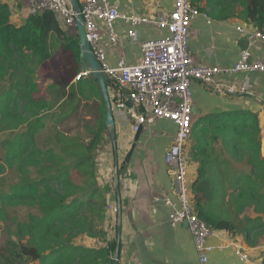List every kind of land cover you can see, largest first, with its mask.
Returning a JSON list of instances; mask_svg holds the SVG:
<instances>
[{"label":"trees","instance_id":"trees-1","mask_svg":"<svg viewBox=\"0 0 264 264\" xmlns=\"http://www.w3.org/2000/svg\"><path fill=\"white\" fill-rule=\"evenodd\" d=\"M191 1L196 6L200 0ZM225 2L241 6L238 16L252 29L264 28V0H209L210 5ZM53 32L62 42L58 60L49 51ZM35 67L41 86L49 82L50 97L40 98V106L34 95ZM82 68L79 37H69L54 12L30 16L16 28L8 5L0 0V84L10 85L6 101L0 100V134L5 135L0 140V221L15 224L9 230L6 222L2 230L10 236L0 243V264H114V256L120 254L118 236L108 238L99 227L109 203V191L98 186L97 167L101 135L107 129L104 106L96 125L94 118L91 126L89 120L77 125L89 134L88 143L77 132L65 136L51 125L52 117L35 121L40 108L51 112L64 100L60 123L70 118L80 123L82 102L100 95L92 77L75 81ZM39 129L44 135L37 139ZM190 146V155L200 164L192 185L197 215L213 231L251 239L255 222L264 216L258 116L237 110L202 119L193 125ZM251 210L256 219L248 215ZM17 212L24 216H15ZM81 236L101 238L103 245L78 244Z\"/></svg>","mask_w":264,"mask_h":264},{"label":"crops","instance_id":"crops-1","mask_svg":"<svg viewBox=\"0 0 264 264\" xmlns=\"http://www.w3.org/2000/svg\"><path fill=\"white\" fill-rule=\"evenodd\" d=\"M83 1L78 0L80 8ZM109 1L121 11L157 19L159 14H167L172 10L174 0ZM2 2L8 5L10 22L16 28L23 27L28 18L32 16L27 0H2ZM195 5L208 15V19L200 16L192 21L188 51L195 65L217 66L219 68L232 67L238 61L241 51L247 49L252 53L254 60L264 59V43L249 40L246 34L237 31L238 26L246 29L252 28L239 18L238 13L242 10L241 6L227 2L210 5L209 0L197 1ZM59 25L63 29L61 22ZM100 26L102 33L105 34L106 29L102 24ZM115 27L119 34V42L108 51V60L113 66L121 59L131 64L136 63L141 55L140 46L142 43L161 35L155 24H142L136 30L139 39L133 42L126 35V30L131 28L130 25L117 22ZM61 43V37L53 32L49 38V51L55 60L62 58ZM38 70L35 71L33 83L37 86L34 95L37 94L36 103L37 106H40V102L44 103L40 98H47L50 95L47 89L48 84L41 86V76ZM91 77L86 78L83 82L90 80ZM246 82L258 94L256 98L230 94L225 88L216 89L213 84L194 82L192 86L193 125L195 126L202 119L222 112L250 111L256 114L260 121L261 156L264 158V74L220 76L215 80V84L226 83L237 86ZM6 86L7 84H0V91ZM95 87L100 95L93 96L90 101L82 102V112L80 113L82 120L80 123L75 118L65 120V124L60 123L62 114L60 110L64 100L53 107L51 112L46 111L47 109L44 107L40 108L35 121H50L52 117L51 125L57 126L59 130L65 132V136H71L77 132L88 143L90 141L89 134L83 128H78L77 125H82L83 121L89 120V126H91L90 119L94 118V124L98 122L102 106L106 111L98 83H95ZM41 90L42 93L39 95ZM45 92L47 94L43 95ZM115 122V134L119 148L120 205L116 190L110 191L109 185H107L109 204L120 208V214L114 215L106 210L104 221L99 224V227L102 226L101 229L107 233L108 238L118 236L120 254L117 263L202 264L188 227L184 224L172 227L169 222L172 208L166 204V199L177 203V197L175 183L165 164V154L176 135V126L172 122L164 120H157L152 124L142 126L140 139L131 160L129 164L122 166L126 155L135 142L137 133L134 134L131 130L133 122L130 117L128 121L116 117ZM43 135L44 131L39 129L36 137L40 139ZM190 152L189 141L187 155L189 160H193ZM101 157L107 158V162L111 164V168H106L104 175L112 177V184L115 187L114 168H112L115 150L108 128L101 135L97 159ZM191 160V181L194 183L200 164ZM248 215L257 218V214L253 210ZM259 216L262 221L255 222L254 236L249 240H246L243 234L233 235L224 230L214 231L209 240L210 243L218 246L226 244L228 247L222 251L211 253L209 261L205 264H237L235 245L241 246L253 260L264 264V216L261 214Z\"/></svg>","mask_w":264,"mask_h":264},{"label":"built area","instance_id":"built-area-1","mask_svg":"<svg viewBox=\"0 0 264 264\" xmlns=\"http://www.w3.org/2000/svg\"><path fill=\"white\" fill-rule=\"evenodd\" d=\"M30 14L40 16L51 11L56 14L63 30L69 37H79L76 13L70 0H27ZM208 15L192 4L191 0H174L172 10L150 18L137 13L121 11L109 0H84L81 17L92 53L101 64V70L111 81L110 97L115 118L133 122L131 130L135 134L145 124L157 120L172 122L176 135L165 154V164L175 183L177 203L166 199L172 208L169 222L172 227L184 224L188 227L199 260L209 261L214 251H222L228 245L210 243L212 228L201 219L193 205L190 163L187 145L193 131V83L213 84L216 89L225 88L230 94L256 98L258 94L246 82L235 84H215L220 76L238 74H264V59L254 60L250 50H243L236 64L228 68L195 65L189 54V34L192 21L196 17ZM117 22H124L131 28L126 35L133 42L138 41L137 27L155 24L161 35L147 40L140 46V57L134 64L121 59L115 66L108 60V51L119 42L116 32ZM103 25L105 34L101 31ZM239 33L249 40L264 43V28L246 29L238 26ZM91 76L90 70L81 71L75 81ZM113 214H120V208H113ZM119 221V220H118ZM237 264H262L252 259L241 246L235 245Z\"/></svg>","mask_w":264,"mask_h":264},{"label":"water","instance_id":"water-1","mask_svg":"<svg viewBox=\"0 0 264 264\" xmlns=\"http://www.w3.org/2000/svg\"><path fill=\"white\" fill-rule=\"evenodd\" d=\"M71 4L74 7L75 13H76V20L78 24V31H79V43H80V57L82 61V71L84 70H90L91 71V76L94 80L97 81L103 100L105 102V108H106V124L107 128L111 137V141L114 146L115 150V158H114V184H115V189L117 191V196H118V201L120 205V193H119V178H118V172H119V148L117 144V138L115 134V116L112 108V103H111V97H110V87L112 85L111 81L106 78V76L103 74L101 70V64L97 61L96 57L92 53L90 44L87 40L86 37V32L84 28V23L82 21L81 17V8L79 5L78 0H70ZM141 129V128H140ZM141 134V130L137 132L135 135V142L131 146L128 154L125 157L124 163L122 166H125L129 164L131 157L137 147V144L139 142V137ZM119 234H120V223H119ZM117 258H118V253L113 258L114 264H117Z\"/></svg>","mask_w":264,"mask_h":264},{"label":"rangeland","instance_id":"rangeland-1","mask_svg":"<svg viewBox=\"0 0 264 264\" xmlns=\"http://www.w3.org/2000/svg\"><path fill=\"white\" fill-rule=\"evenodd\" d=\"M36 68L37 67H35V69ZM44 69L47 70V71L50 70L48 66H45ZM47 84H48V81H46V85ZM9 88H10V85H7L5 88H1V91H0V100L1 101H3V102L6 101L5 100L6 99V96L4 94L9 90ZM23 126H22V128H24ZM20 132H21V130H20ZM2 138H5V135L0 134V140ZM2 157H3V155H2V148L0 147V161H1ZM97 160H98V163H97L98 166L97 167H98V174H99V176H98L99 177L98 186L100 187L101 190L102 189H105V190L109 191V189H108V185H109L110 191L113 192V190H116V189H115V187H113L112 177L111 176L109 177L107 175L109 177V180H108L107 176L104 175V172H105L106 168L107 169L111 168V164H109L107 162V158H105V157L98 158ZM112 168H114V165H113ZM216 184L217 183L213 181L212 185L216 187ZM192 194H193V192H192ZM193 196H194V194H193ZM192 202H193V205H195L194 204V201H192ZM114 207L115 208H118V207H116L114 205H110L108 203V205L106 207V210L113 213V208ZM118 210H119V208H118ZM12 211L11 210L9 211V215L11 217L13 216V212ZM14 214H15V216H19L20 218H22L24 216V214L23 213H20V212H17V213H14ZM6 222H7V224H9V230L12 229V225L15 226V224H12L11 221L3 220L2 223L0 221V243H2V244L5 243V241L8 240L9 239V236H10L9 235V233H10L9 231L8 232L6 231V234L5 235L3 234V231H5L4 225L6 224ZM100 228H102V226ZM12 239H15V237H12ZM76 242L78 244L83 245V246H90V247H97V246L103 245V242H101V238H90V237H85V236L79 237L76 240Z\"/></svg>","mask_w":264,"mask_h":264}]
</instances>
